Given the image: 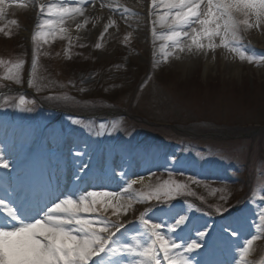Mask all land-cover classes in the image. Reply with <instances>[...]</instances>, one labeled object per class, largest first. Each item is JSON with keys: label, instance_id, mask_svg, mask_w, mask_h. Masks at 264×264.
I'll return each mask as SVG.
<instances>
[{"label": "rangeland", "instance_id": "1", "mask_svg": "<svg viewBox=\"0 0 264 264\" xmlns=\"http://www.w3.org/2000/svg\"><path fill=\"white\" fill-rule=\"evenodd\" d=\"M40 2L80 6L78 0ZM105 2L116 6L117 0ZM150 3L151 0H119L122 7L114 15L120 27L109 30L102 49L94 47L101 29L91 35L85 32L87 29L82 30V35H86L85 46L73 47L71 59L63 51L67 40L59 36L49 38V44L42 45L40 49L33 77L31 63L36 45L31 37L39 16L36 0H6L5 15L0 19V27L5 30L0 32V87L4 83L23 87L27 82L33 91V94H24L27 106L32 107L33 98L37 100L32 112H16L10 104L18 103L20 95L11 93L0 98V111L8 113L3 119L10 127L13 123L20 124L21 135L15 140L17 147L23 142V135L28 129L63 128L70 143L64 156L66 163L74 168V161L75 164H79L80 160L91 162L95 154H99L100 167H113V159L122 163L130 155L133 156L130 160L135 158L139 165L155 166L159 162V151L168 149L166 154L162 153L160 159H163L168 153L176 154L173 150L175 146L176 149L183 146L181 153L192 158V173L183 172L184 175H181L182 171H174L170 174L166 172V167L165 170L160 167L155 172H146L149 179L144 185L138 183L128 189L125 181L138 179V175H127L124 179L117 175L112 183L89 191H117L123 194L127 189V196L135 201L142 190L152 191L164 180L171 179L187 183L188 191L195 193L180 199L208 208L215 203H224L220 197L230 195L229 192L237 188L236 181L243 179L246 187L255 189L256 193L252 195L255 204L251 203L260 206L256 198H264V65L233 58L222 48L206 50L207 55L183 53L179 60L173 55L165 61L160 45L167 46L171 42L160 37L169 30L157 24V35L153 40L151 17L148 16ZM124 9L128 10L126 19H121L120 12ZM104 10L112 15L108 9L89 11L102 18L96 21L99 25L106 22L109 16ZM158 11L163 12L164 9L161 7ZM12 20L16 24H11ZM91 26L89 24L87 28ZM129 33L131 38L125 45L123 37ZM245 37L254 39L256 46L251 48L244 39L241 46L247 54L264 56V28L249 30ZM45 52L48 55H44ZM19 59H24L25 64L18 85L7 77L14 73L13 65ZM30 79L40 91L29 86ZM54 108L71 114L57 113ZM99 111L102 112L97 116H89ZM109 111L116 113L107 114ZM68 116L79 117L80 123L69 125ZM73 146L83 149L85 155L73 157L69 151ZM52 158H56V153ZM199 160L208 163L203 173L192 170ZM170 161L168 158L167 163ZM120 171L117 170V173ZM189 175L199 177L202 184L192 185L187 179ZM225 176L232 180H224ZM144 206L145 203H134L138 211L127 219L134 220ZM248 206L240 202L239 216L243 212V217H253V211L247 210ZM197 221L191 218L188 226L194 228ZM207 222H211L209 218ZM258 231L259 238L253 241L256 247L248 252H244L243 248L235 259L236 264H254L253 260L258 262L263 259L264 230ZM128 232L121 239L131 242V236L135 235L134 226H129ZM98 264H107V257Z\"/></svg>", "mask_w": 264, "mask_h": 264}, {"label": "snow or ice", "instance_id": "2", "mask_svg": "<svg viewBox=\"0 0 264 264\" xmlns=\"http://www.w3.org/2000/svg\"><path fill=\"white\" fill-rule=\"evenodd\" d=\"M5 2L0 0V19L5 15ZM78 3L80 6H68L36 0L39 16L31 37L36 45L31 63L33 77L40 49L42 45L49 44V38L59 36L67 40V47L63 51L71 59L73 47L85 46L83 41L86 35H82V30L87 29L89 24L92 28L101 29L94 44L98 50L104 47L109 30L119 29L120 23L114 15L122 7L119 0L116 6L105 0H99V3L97 0H78ZM88 6L108 9L112 15L98 25L96 21L102 18L92 15ZM161 7L163 12L158 11ZM127 12V9L120 12L121 19H126ZM45 16L48 18H40ZM148 16L151 17L153 40L157 35V24L169 30L160 37L171 42L167 46L160 45L165 61L173 55L179 60L183 53L207 55V51L222 48L233 58L264 65V56L249 55L241 46L249 30L264 28V0H151ZM11 24H16V21L12 20ZM4 31L0 27V32ZM130 38L131 33L123 37L125 45ZM24 64V59L16 61L13 65L15 71L7 79L19 85ZM29 86L40 91L32 79ZM36 103L37 100L33 98L32 107H28L27 98L20 95L19 102L11 103L10 107L16 112H32ZM7 114L0 111V129L10 127L3 119ZM66 119L69 125L80 123L79 117L68 116ZM68 139V133L63 128L28 129L17 151L15 140L0 135V216L5 217V223H0V264H98L106 257L107 264H217L198 258L197 250L202 247L200 241L208 235L210 225L202 229H188V225L193 213L223 218L229 209L223 196L220 199L224 203L209 205L207 210L184 200L185 211L169 215L173 201L185 195H195L188 191L187 183L164 180L134 201L127 196V189L123 194L87 190L88 187H104L112 183L117 175L124 179L127 172L117 173L115 167L109 166L94 168L90 162L81 160L79 164L74 161V170L68 177L72 188H67L63 169L52 167L50 158L63 149ZM69 151L73 157L85 155L83 149L74 146ZM168 171L171 174L172 170ZM181 175L184 173L181 172ZM187 179L192 185L202 184V180L195 175H189ZM143 181L144 177L140 176L139 179L125 182L127 188L131 189ZM148 201H155L149 208L154 213L159 210L161 218L154 219L146 208L139 211L136 220L127 219L138 211L134 203L146 204ZM255 215L258 218L255 227L264 230V200L260 202ZM233 224L243 227V217L221 226L222 234L214 239L213 247L228 243L223 233L232 237L239 235ZM130 225H138L137 232L140 233L131 236V242L121 239L123 234L129 233ZM257 238L253 234L246 241L247 247L243 251L248 252Z\"/></svg>", "mask_w": 264, "mask_h": 264}, {"label": "bare ground", "instance_id": "3", "mask_svg": "<svg viewBox=\"0 0 264 264\" xmlns=\"http://www.w3.org/2000/svg\"><path fill=\"white\" fill-rule=\"evenodd\" d=\"M97 3H99V2H97ZM89 7V11H95V10H97V11H101V10H99L98 8L97 9H92L90 6H88ZM104 12L106 13V14H108L109 15V13L107 12V11H105L104 10ZM106 14H104V15H106ZM99 25V24H98ZM89 29H90V31H89ZM100 29V27H97V28H92V26L91 27H89V28H87V30L85 31V32H88V34L89 35H91V34H95V33H97V31ZM73 32H74V25H73ZM209 65V62L207 63V65H206V67ZM96 167H98V165H96ZM65 169H68V168H65ZM69 170H66V171H64V173H65V176L64 177H66V178H68L69 177ZM147 183V179L146 178H144V181H143V183H139V184H141V185H144V184H146Z\"/></svg>", "mask_w": 264, "mask_h": 264}]
</instances>
